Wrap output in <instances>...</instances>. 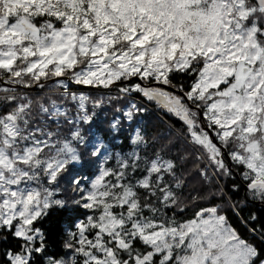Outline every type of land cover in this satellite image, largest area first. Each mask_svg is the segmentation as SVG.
<instances>
[{"label": "snow or ice", "instance_id": "6c2138e0", "mask_svg": "<svg viewBox=\"0 0 264 264\" xmlns=\"http://www.w3.org/2000/svg\"><path fill=\"white\" fill-rule=\"evenodd\" d=\"M137 97L180 128L147 132ZM250 203L264 0H0V264H264Z\"/></svg>", "mask_w": 264, "mask_h": 264}, {"label": "trees", "instance_id": "16d2710c", "mask_svg": "<svg viewBox=\"0 0 264 264\" xmlns=\"http://www.w3.org/2000/svg\"><path fill=\"white\" fill-rule=\"evenodd\" d=\"M182 82L187 83V78H183ZM77 86H73V90H75ZM84 91H88V89L84 88L82 89ZM34 92L36 90H33ZM113 94H115L113 92ZM138 102H143L146 107L149 109L147 113H145L142 117H138V119L142 120L144 124L146 125V131L149 132L150 134L153 132H160V131H165L166 130V125L162 121H168L169 123L173 124L176 126L177 129L180 128V123L179 121L170 116L166 115L161 109H159L154 102H149L146 100L141 101L140 97H137ZM240 177L236 175V180L239 181ZM232 181L231 180H221L220 184L224 186L225 190L228 193V196L231 197V200L233 202L236 201H243L246 197V191L243 187L240 188L238 192L232 191L230 189ZM216 203H223L220 200L215 201ZM206 206H211L213 203L212 201H206L204 202ZM195 210V209H193ZM227 214L233 224V227L236 228L237 232L240 234V236L243 239L249 240L250 242H255L259 243L255 239V237L249 232L248 228L242 223L241 219L234 215L230 210H227ZM249 212H255L258 215L264 216V206H261L259 204H253L250 203L247 208L245 209L244 212L241 213L242 217H247ZM192 213L186 212L185 217L191 216ZM49 227L53 231V240L55 243L58 245L59 244V232L62 227H66V225L63 224V217L62 214L57 212L54 213L53 216L49 220Z\"/></svg>", "mask_w": 264, "mask_h": 264}]
</instances>
